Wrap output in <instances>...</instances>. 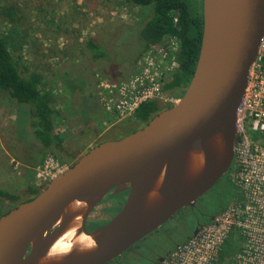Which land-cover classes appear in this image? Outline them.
Returning a JSON list of instances; mask_svg holds the SVG:
<instances>
[{"label":"water","instance_id":"water-1","mask_svg":"<svg viewBox=\"0 0 264 264\" xmlns=\"http://www.w3.org/2000/svg\"><path fill=\"white\" fill-rule=\"evenodd\" d=\"M201 11L200 51L183 96L141 129L92 147L35 198L2 215L0 264H38L79 202L86 205L80 232L96 247L58 264H108L194 207L228 173L237 110L264 34V0H201ZM190 153L200 154L203 166L187 176ZM112 190L127 192L124 205L87 232L88 216Z\"/></svg>","mask_w":264,"mask_h":264},{"label":"rangeland","instance_id":"rangeland-1","mask_svg":"<svg viewBox=\"0 0 264 264\" xmlns=\"http://www.w3.org/2000/svg\"><path fill=\"white\" fill-rule=\"evenodd\" d=\"M190 1L195 3L197 0ZM19 2L23 3L21 5L25 24L21 26L20 35L13 36L11 43L14 46L10 48V52L17 61L22 75L31 72L41 74L42 88L51 95H91L96 92L99 81L103 80L95 76L97 71L111 78V81L119 82L130 68L136 67L142 50L139 32L148 21L147 16L152 14L151 10L141 13L137 7L124 0H19ZM9 29L6 22L0 20V33L7 34ZM24 35L25 38L19 41ZM87 41L96 42L98 49L87 50L85 46ZM20 42L22 43L18 47ZM102 51L105 53L102 61L91 60L93 55H98ZM4 95L7 94L0 92V154H4L0 159L7 158V167L2 172L0 181L5 184V188L15 182L14 192L19 196L18 200L24 201L29 198L25 192L26 186L33 184L35 187V180L34 176L31 181L22 179L25 166L19 159L25 157L28 152L26 142H33L34 139L24 112L27 107L24 110V106L10 108V105H2L5 103ZM21 110H23L21 116L17 119L9 116L10 112L16 114V111ZM17 115L19 116L18 113ZM81 115L86 121L90 118L85 111ZM112 123L113 120L104 122V126L102 124L106 132L96 139L92 147L105 140H120L131 134L137 125L131 121H123L110 128ZM70 140L66 142L68 155H59L58 152L44 154L42 162L47 155H52L55 159L58 157L63 161V165L68 169L73 164L72 160L76 161L81 157L77 155L73 158L72 154L81 153L85 149L88 142H91V134L88 131L83 132L77 139ZM4 152H7L9 157ZM40 153L41 151L36 153L35 160L39 159ZM11 161L18 163L17 170ZM39 165L34 167L33 171ZM232 173L231 171L227 174V179L221 178L197 200L196 211H215L240 200V193L231 181ZM0 187L4 189L2 184ZM108 199H103L104 201L102 200L92 210L88 216L89 220L110 217L112 213ZM1 205L2 213L16 206L7 202H2ZM193 227L194 213L187 207L143 241L152 245L160 236H165L171 247L177 243L181 245L191 238Z\"/></svg>","mask_w":264,"mask_h":264},{"label":"built area","instance_id":"built-area-1","mask_svg":"<svg viewBox=\"0 0 264 264\" xmlns=\"http://www.w3.org/2000/svg\"><path fill=\"white\" fill-rule=\"evenodd\" d=\"M178 43L149 48L137 62L136 73L124 82L100 80L97 95L113 123L129 120L144 103L158 101L174 105L162 81L177 68ZM231 181L240 200L229 204L162 264H264V34L248 72L244 96L236 115ZM14 169L18 163L11 161ZM67 168L52 155L34 170L35 188L42 190ZM235 237L238 246L226 263L220 262L225 243Z\"/></svg>","mask_w":264,"mask_h":264},{"label":"trees","instance_id":"trees-1","mask_svg":"<svg viewBox=\"0 0 264 264\" xmlns=\"http://www.w3.org/2000/svg\"><path fill=\"white\" fill-rule=\"evenodd\" d=\"M124 1L137 7L141 13H147L150 10L152 13L151 15L149 14L150 16H147L148 21L139 32L140 41L142 43L139 60L149 48L162 46L169 40L176 39L178 43L175 53L177 68L174 72L169 73L163 79L162 89L166 96L180 99L193 76L200 51L203 30L201 0H197L195 3H192L190 0ZM21 3L19 0H0V20L6 22L10 28L9 33H0V92L7 94V96L18 105L24 106V110L27 107V110L24 112L28 123H30L31 129L34 131L35 138L47 151L45 154H54L56 152L53 153L52 149L54 141L50 137L54 128L52 123L53 113L51 111L52 101L49 97L51 94L42 88V78L38 73L31 72L28 75H22L20 73L17 61L10 52V48L14 46L12 45L13 43H11L13 36L20 35L21 26L25 24ZM25 36L26 35L22 36L19 41L25 38ZM21 43L22 42L18 44V47ZM85 46L89 51L98 49L97 43L93 41H87ZM18 47L16 46V48ZM104 57L105 53L102 51L98 55H93L91 60L103 59ZM135 73L136 71L134 74ZM95 93H97V89ZM172 106L173 105L170 104L163 106L161 102L150 101L141 105L134 115L127 121L137 124L133 131L135 132L144 127L158 113L169 109ZM22 111L23 110L18 112L19 116H17V118L21 116ZM111 120L112 118L108 119L109 122ZM0 156H4V154L1 153ZM56 160L60 164H63V161H60L58 157H56ZM4 169H6L5 159H0L1 173ZM233 170L232 164L228 172H233ZM29 173L32 175V179L34 171ZM222 178L227 179V174ZM1 184L2 183H0V185ZM2 185L4 186V189L3 187H0V205L2 202H7L18 206L32 200L41 192V190L35 188L32 184L31 187H29L31 198L25 201H18L19 198L6 190L4 183ZM1 208L2 205L0 207V217L13 209L10 208L7 212L2 213ZM215 211H211L214 216L219 214L215 213ZM237 246V239L231 237L222 249L219 256L220 262L226 263L229 261L231 255L237 249Z\"/></svg>","mask_w":264,"mask_h":264},{"label":"crops","instance_id":"crops-1","mask_svg":"<svg viewBox=\"0 0 264 264\" xmlns=\"http://www.w3.org/2000/svg\"><path fill=\"white\" fill-rule=\"evenodd\" d=\"M102 60L103 59H99V62ZM135 71H136V67H133L132 69L130 68V70L126 73V76L119 82H124L128 80L134 74ZM95 76L103 80H108V81L112 80L108 76L101 74V71H97ZM97 93L94 92L91 95H49L52 101L51 111L53 113L52 123L54 125L53 131L50 135L51 139L54 141V143L52 144L53 153L56 151L58 152L59 155L60 154L68 155L69 150L68 147H66V142L69 141L70 139L75 140L80 135H82L83 132L88 131L91 134V142H88V144L85 146V149L81 151V153L72 154L73 158H75V156L77 157V155L78 157H80L83 155V153H85L86 151L92 148L93 146L92 144L96 141V139H99L106 132L105 130H103L102 124L108 121V119L111 118V116L103 110L99 102ZM4 96H5L4 98L5 103H3L2 105L4 106L10 105V108H14V107L16 108L17 106H21L18 105L16 102L14 103V101L11 100L7 95ZM84 111L90 115V118L87 121L85 117L84 116L82 117L81 115ZM17 113H18L17 111L16 114L10 112L9 116L17 119L18 116ZM31 135L34 140L33 142L31 141L30 143L26 142L25 146L27 147L28 152L25 157H21L19 159V161L25 166L24 172L22 174L23 176L22 179H25L26 181L31 180L32 175H30L29 172L33 171V168L41 163L44 154L47 152L43 147V145L35 138L33 130L31 131ZM39 151H41L40 157L39 159L35 160V157L37 155L36 153ZM4 153L6 156L9 157V154L7 152ZM67 161H71V160H67ZM76 161L72 160L71 162L75 163ZM5 163L7 167L6 157H5ZM1 174L2 173L0 171V176ZM0 183L3 184L2 181H0ZM8 185L9 187L5 189L10 191V193L19 197L17 193L14 192L16 188L15 182L10 183ZM29 187H31V185L28 184L26 186V191H25L29 196L28 199L31 198L29 193Z\"/></svg>","mask_w":264,"mask_h":264},{"label":"flooded vegetation","instance_id":"flooded-vegetation-1","mask_svg":"<svg viewBox=\"0 0 264 264\" xmlns=\"http://www.w3.org/2000/svg\"><path fill=\"white\" fill-rule=\"evenodd\" d=\"M229 173V172H228ZM227 173V174H228ZM110 196L104 198V200L108 199L109 201V209L111 210L110 217L103 216L96 220H89L87 218L85 223V230L87 232H91L109 222L122 208L125 202V198L127 196V192L115 194L114 190L111 191ZM110 193V192H109ZM103 200V201H104ZM197 202V201H196ZM195 202V203H196ZM101 203V202H100ZM99 205V204H98ZM97 205V206H98ZM96 206V207H97ZM196 206L190 209L194 213V227L193 233L201 227H204L217 215H213L209 210H197ZM224 208L217 209L215 213H220ZM105 218V219H104ZM145 239V238H144ZM189 239V237L187 238ZM180 245V244H179ZM177 244L168 245L166 241V237L160 236L156 242L152 245L145 243V241H140L139 243L132 246L129 250H127L124 254H122L119 258L111 261L108 264H162L170 254L175 250Z\"/></svg>","mask_w":264,"mask_h":264},{"label":"bare ground","instance_id":"bare-ground-1","mask_svg":"<svg viewBox=\"0 0 264 264\" xmlns=\"http://www.w3.org/2000/svg\"><path fill=\"white\" fill-rule=\"evenodd\" d=\"M202 166L203 158L200 154H188V163L185 167L187 176L193 175ZM160 181L161 178L157 183L159 184ZM85 208L86 205L80 202L69 207V220L66 227L41 257L38 264H58L69 256L87 254L95 249L92 237L80 232L81 214Z\"/></svg>","mask_w":264,"mask_h":264}]
</instances>
